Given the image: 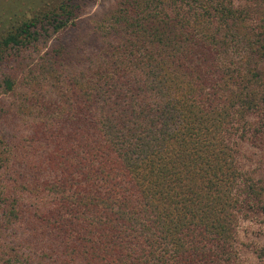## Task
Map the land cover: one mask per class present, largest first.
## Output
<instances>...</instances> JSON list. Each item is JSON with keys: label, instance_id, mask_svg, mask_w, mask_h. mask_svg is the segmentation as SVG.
<instances>
[{"label": "trees", "instance_id": "obj_1", "mask_svg": "<svg viewBox=\"0 0 264 264\" xmlns=\"http://www.w3.org/2000/svg\"><path fill=\"white\" fill-rule=\"evenodd\" d=\"M78 7L0 27V68L39 56L0 106V264H238V222L261 206L238 154L247 114L264 131L247 59L264 62V18L240 0H123L31 47L77 26Z\"/></svg>", "mask_w": 264, "mask_h": 264}, {"label": "rangeland", "instance_id": "obj_2", "mask_svg": "<svg viewBox=\"0 0 264 264\" xmlns=\"http://www.w3.org/2000/svg\"><path fill=\"white\" fill-rule=\"evenodd\" d=\"M59 0H0V27L3 24L9 25L11 16H23L28 14L30 7L38 6L46 2ZM123 0H76V25L63 31H51L47 36L39 39L36 45L43 53L47 47L61 40L75 39L79 34L90 32L93 23L98 19L108 16L119 7ZM240 3L249 10L250 17L264 18V0H240ZM15 17V18H17ZM243 29H247L245 22ZM250 25V24H249ZM241 47H246L240 39ZM42 51V52H41ZM244 51V50H242ZM39 54V53H38ZM23 55V53H22ZM20 54V56H22ZM41 55V54H39ZM19 56V52H13L8 59ZM36 53H25L20 57L19 66L16 62L6 60L0 68V106L12 103L19 96L18 91L23 88L26 81L36 80L34 77V63L38 59ZM249 75L258 73L261 78H252L248 84V90L257 97L264 99V62H259L256 56H247ZM9 61V62H8ZM12 62V63H11ZM260 63V64H258ZM14 65V66H13ZM5 77H9L15 84L14 91L5 90L3 83ZM31 84V83H30ZM261 99V100H262ZM263 104V101H262ZM1 112V111H0ZM251 132L242 133L239 145L238 162L244 173L250 189L254 192V201L261 206L258 208H246L245 214L238 222L236 241L238 244V264H264V131L258 126L262 122L258 112L247 114L244 118Z\"/></svg>", "mask_w": 264, "mask_h": 264}]
</instances>
